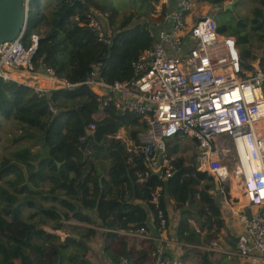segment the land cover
<instances>
[{"label": "trees", "instance_id": "1", "mask_svg": "<svg viewBox=\"0 0 264 264\" xmlns=\"http://www.w3.org/2000/svg\"><path fill=\"white\" fill-rule=\"evenodd\" d=\"M136 1L144 16L155 14L159 3ZM210 1L222 5L225 0ZM257 4L251 23L256 35H237L245 67H249V60L258 58L248 46L250 38L264 52V0H257ZM42 6V0L31 1L27 36L36 33L42 37L37 60L74 87L40 96L26 84L0 80V129L4 122L15 124L20 130L15 143L23 140L34 144L14 150L2 171H21L14 184H22L25 168L33 187L38 188L34 191L28 185V195L21 196L17 189L0 183V264H92L88 243L97 235L96 230L72 227L73 234L65 242L54 233L66 230L65 223L71 221L97 224L107 230L104 236L115 244L105 248L112 262L128 259L131 264H150L156 247L153 240L145 239L137 249L130 236L115 231H149L151 214L158 227V209L150 203L157 187L163 189L160 205L167 219L170 200L176 210L187 214L177 230L179 242L203 246L219 240L226 225L221 202L211 194L216 183L198 170L196 155H180L184 139L167 144V155L174 158L171 177L166 180L150 173L145 178L148 163L131 154L118 138L126 129L132 141L139 142L145 128L138 116L121 114L110 104L100 119L97 95L84 84L99 64L100 76L106 82L131 81L135 76L133 64L155 43L153 26L156 20L165 23L166 9L153 21L143 19L142 13H132L118 26L116 5L105 0H47ZM91 9L107 16L111 45L100 42L86 25ZM218 30L222 34L229 31L226 25H218ZM36 71L41 72L39 65ZM51 107L58 112L53 114ZM91 124L96 130L89 134ZM1 142L0 135V146ZM202 259L203 264H213L207 252Z\"/></svg>", "mask_w": 264, "mask_h": 264}, {"label": "built area", "instance_id": "2", "mask_svg": "<svg viewBox=\"0 0 264 264\" xmlns=\"http://www.w3.org/2000/svg\"><path fill=\"white\" fill-rule=\"evenodd\" d=\"M32 0H24V11H30ZM174 6L165 21L168 29L155 36L153 46L145 50L133 64L131 81L108 83L101 76V65L94 66L84 83L97 95L100 114L114 104L121 114L138 116L145 130L139 142L125 141L128 151L148 163L149 172L164 179L171 177V162L167 144L174 139H193L198 142L196 165L199 171L211 176L219 184L220 202L230 209L244 226L237 240V250L243 258L258 257L264 264V68L262 61L249 67L243 65L241 49L234 36L218 30L215 17L209 14L210 0H160ZM209 3L211 6H209ZM200 14L191 22L190 16ZM88 25L100 42L111 45V31L102 20L106 15L91 9ZM84 26V23L81 24ZM42 37L27 36V29L15 40L0 45V80L20 83L13 72L40 74L60 80L56 71L37 60ZM38 61V62H37ZM39 65L41 72L36 71ZM25 84V83H20ZM57 84H60L57 82ZM64 88L74 85L66 80ZM40 96L49 91L35 85ZM63 88V89H64ZM51 91V90H50ZM51 112L58 110L51 107ZM96 130L89 126V134ZM229 141L242 150L233 158L228 156ZM233 154V151L232 153ZM236 161L237 176L241 178L243 195L249 206L257 208L248 215L235 211L227 186L233 181L229 164ZM235 164V163H234ZM143 178V177H142ZM162 187L151 193L150 203L158 209V229L165 231L169 219L161 210ZM146 230L132 235L147 236ZM150 239V238H149ZM119 264H131L122 259ZM150 264H187L183 258L166 255L161 243L156 245Z\"/></svg>", "mask_w": 264, "mask_h": 264}, {"label": "crops", "instance_id": "3", "mask_svg": "<svg viewBox=\"0 0 264 264\" xmlns=\"http://www.w3.org/2000/svg\"><path fill=\"white\" fill-rule=\"evenodd\" d=\"M155 7H156V12L155 14L151 15V18H154L155 20L160 18L161 13L165 9L167 15L170 11H172L175 8L172 5L170 6L163 5V3L160 2V0ZM212 11H214L213 8L209 11V14L213 15L211 13ZM217 11L218 10H216V15H217ZM199 14H200L199 9H196L195 13H193L190 16L189 18L190 21L192 22ZM102 20H105L103 21V23L105 22L104 24H108L106 19L103 18ZM117 25L119 26L118 23ZM168 28H169V23H167L166 21L165 23H162L160 20H156V23L153 26L155 35H157L159 31ZM13 73H21L19 74V76H25V80L26 78H31L32 82H34L35 85H39V86L45 85L47 86L46 88L51 91L60 90L64 88L63 83L65 79L63 78H60V80H57L56 82L54 81L53 83L54 79L47 78L46 76L40 74L32 75L26 71L25 72L19 71ZM27 82H25V84ZM57 82H59L60 84H57ZM26 85L31 86L29 84ZM104 115L105 113L104 114L99 113L98 117L102 119ZM125 130L126 129H122L119 135L123 136L122 137L123 140H132L130 134H128L129 132L126 135L123 133ZM187 139L194 141L193 139L190 138ZM230 186L231 188L228 191V195L233 200L234 207L236 209L235 211L244 210L248 215H252V213H255L257 211V208L251 205L249 206L247 198L243 194L242 197H239L237 190L236 189L234 190L233 188V184H230ZM238 187H240V184H238ZM218 191L219 190H217L216 187V191H212L211 194L220 200V193ZM221 209L223 212L226 229L221 234L219 240L213 241L211 244H205L203 246L201 245L194 246L179 242L177 236V230L180 225V222L182 221V219H185V215L187 214L184 213L183 211L176 210L175 203L172 200H170L167 205V211L169 214V227L165 231L162 232L158 229V227L156 226V218L153 214H151L148 221L149 231L146 232L147 236L149 237H146L142 234L132 235L131 233H127L125 231H115V232H117L119 235H123V236L128 235V237L130 236L132 246L136 247L137 249L141 248L140 243L142 241L150 238L149 240H153L155 242V245H158L159 243L163 245L167 256L171 258H176V257L183 258L187 264H203L202 255L205 254L206 252L210 254V259L213 264H260V260L258 259V257L243 258L239 255L236 245H237L238 237L240 236L241 233L244 232V226L238 221L237 217L232 214L230 209H227L223 204H221ZM91 215L93 216V214ZM65 226H66V230L54 232L64 242L69 235L73 234V232L71 231L72 227L79 228L78 229L79 231H84L88 229L96 230L97 235L88 243L89 247L92 249V251L88 255V258L90 259L92 256V258L95 261H97L96 263L94 260L90 259L92 264H116L112 262V258L108 256V253L105 250L107 245L110 246L111 248L115 247L114 242L110 241V239L104 236V233H106L107 230L100 228L97 224L88 225L85 223H78L75 221L65 223Z\"/></svg>", "mask_w": 264, "mask_h": 264}, {"label": "rangeland", "instance_id": "4", "mask_svg": "<svg viewBox=\"0 0 264 264\" xmlns=\"http://www.w3.org/2000/svg\"><path fill=\"white\" fill-rule=\"evenodd\" d=\"M105 2L106 3L112 2L116 5V10L118 12L117 22L119 25L126 16H128L132 13H135L137 15H138V13H142L141 17L143 19L149 18L148 20H152V21L154 19V18H151L150 14L148 16L143 15V12L139 8L140 4L136 0H105ZM46 3H47V0H42V4H43L42 7L43 8L46 6ZM257 5H258L257 0H225L222 5H218L219 7L212 6L214 11H212L211 13L215 17L217 24L218 25H226L229 29L228 35L234 36L238 40L237 35L239 32H245V33H248L249 35H252V36L256 35L251 30V28H252L251 23H252V20L254 19L253 10L255 9V7H257ZM209 6H211L210 3H209ZM228 6H232L233 10L232 11H226V7H228ZM216 10H218L217 15H216ZM240 34H242V33H240ZM248 46L251 47L252 52H253V56H257L258 57L257 60L259 59L260 61H262V59L264 57V52H263V50H258V48L260 47V44H258V42L256 43L253 38H250V45H248ZM256 63H257V61H250L249 60V62L247 64H249V66H250V65L256 64ZM261 66H262V68H264V65L261 64ZM19 74H21V73H13V75H16L17 79H19L18 81H20V83H25V82L31 80V78H26V80H25V76H19ZM26 84L31 85L29 87H31L35 90V88H34L35 83L32 82V80L27 82ZM46 87L47 86H45V85L41 86V88H46ZM47 90L50 91L49 89H47ZM123 133L126 135L128 133V131L125 130ZM19 134H20V130L18 129V126L15 124H12L10 122H4L2 129H0V135L2 138V142H1V146H0V183L4 184L5 186H7L11 190L17 189L18 194L23 196V195L27 194V192L25 193V187L26 186L29 185L30 188L33 187L32 183L30 182L29 175H28L27 171L25 170V168H24L25 182L22 184H14L15 183L14 181L17 179V176L21 173V171L17 172L16 174L15 173L6 174L2 171V169H4L5 167H7L9 165L7 161L10 158V155L14 150H16L19 146L24 147V146H30L31 145V147H33L32 145H34V144H32V142L23 141V140L15 143V140L18 138ZM124 138H125V136H124ZM183 144H184V146L181 149V154H180L181 156L191 158L194 155H196L197 145H196L195 141H192L189 139H184ZM226 145H227V150L231 148V143L229 141L226 143ZM32 149H33V151H36L37 147H34ZM232 155H234V151H233ZM230 157L233 158V156H231V155H230ZM223 163L224 164L228 163L229 166L231 167V166H234L232 164H234V163L236 164V161L232 163V160L230 162L228 160H227V162L224 160ZM11 182H12V184H11ZM231 184H233L234 190L235 189L237 190L238 196L240 197V194H239L240 189L236 185V182L231 183ZM46 186H48V185H46ZM230 188H231V186L228 185L227 186L228 191ZM36 189H38V188H36ZM46 230L48 231L50 229L47 228ZM90 259L94 260L92 258V256ZM95 262L97 263V261H95Z\"/></svg>", "mask_w": 264, "mask_h": 264}, {"label": "water", "instance_id": "5", "mask_svg": "<svg viewBox=\"0 0 264 264\" xmlns=\"http://www.w3.org/2000/svg\"><path fill=\"white\" fill-rule=\"evenodd\" d=\"M233 7H226L232 11ZM29 13L24 11V0H0V45L15 40L28 28ZM32 190L37 191L34 187ZM220 185H217L219 190Z\"/></svg>", "mask_w": 264, "mask_h": 264}, {"label": "bare ground", "instance_id": "6", "mask_svg": "<svg viewBox=\"0 0 264 264\" xmlns=\"http://www.w3.org/2000/svg\"><path fill=\"white\" fill-rule=\"evenodd\" d=\"M225 143H227V141H225ZM232 151H235L236 155H239V153L241 154L242 153V150L240 149V147L237 149L235 148L233 145H231V148L227 150V153H228V156L230 157V155H232ZM233 163V161H232ZM234 166H231L230 169H231V172H232V175H233V181L232 183L236 182V185L238 186V184H241V178H239L237 176V170H239V166H237L236 164H232ZM240 189V197H242L243 195V192H242V187L240 186L239 187Z\"/></svg>", "mask_w": 264, "mask_h": 264}]
</instances>
